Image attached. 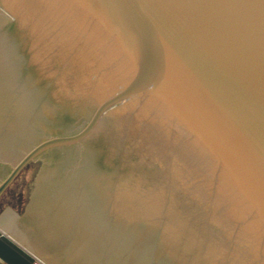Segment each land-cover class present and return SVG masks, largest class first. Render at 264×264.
Returning a JSON list of instances; mask_svg holds the SVG:
<instances>
[{
  "label": "water",
  "instance_id": "obj_1",
  "mask_svg": "<svg viewBox=\"0 0 264 264\" xmlns=\"http://www.w3.org/2000/svg\"><path fill=\"white\" fill-rule=\"evenodd\" d=\"M0 227L47 264H264V0H0Z\"/></svg>",
  "mask_w": 264,
  "mask_h": 264
},
{
  "label": "rangeland",
  "instance_id": "obj_2",
  "mask_svg": "<svg viewBox=\"0 0 264 264\" xmlns=\"http://www.w3.org/2000/svg\"><path fill=\"white\" fill-rule=\"evenodd\" d=\"M0 234L10 239L12 242H14L15 245L23 249L26 253L34 255L37 258L35 260L38 264H47L42 259H40L38 256H36L33 252H31L29 249H27L24 245H22L19 241L13 238L10 234L4 231L1 227H0Z\"/></svg>",
  "mask_w": 264,
  "mask_h": 264
},
{
  "label": "trees",
  "instance_id": "obj_3",
  "mask_svg": "<svg viewBox=\"0 0 264 264\" xmlns=\"http://www.w3.org/2000/svg\"><path fill=\"white\" fill-rule=\"evenodd\" d=\"M29 166H32L34 169H33V175L35 176L36 174H37V172H38V170H39V167H40V164H31V165H29ZM28 166V167H29ZM27 167V168H28ZM10 243V242H9ZM11 244V243H10ZM13 245V244H12ZM16 249H18L20 252H22L26 257H28L30 260H32L33 261V259L28 255V254H26L25 252H23V251H21L19 248H17L15 245H13Z\"/></svg>",
  "mask_w": 264,
  "mask_h": 264
}]
</instances>
